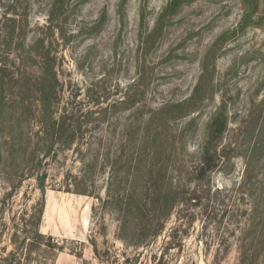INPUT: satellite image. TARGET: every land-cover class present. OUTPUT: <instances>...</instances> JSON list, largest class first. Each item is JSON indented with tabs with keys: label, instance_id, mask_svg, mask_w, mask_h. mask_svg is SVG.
Here are the masks:
<instances>
[{
	"label": "rangeland",
	"instance_id": "rangeland-1",
	"mask_svg": "<svg viewBox=\"0 0 264 264\" xmlns=\"http://www.w3.org/2000/svg\"><path fill=\"white\" fill-rule=\"evenodd\" d=\"M37 39L58 78L54 114L72 117L80 129L69 145L56 141L48 155H40L39 173H46L41 231L82 252L81 258L63 255L69 258L65 264H240L238 237L247 217L232 213L249 201L238 199L236 189L250 150L264 144V0H0V64L10 75L33 78L41 72L19 49L23 42L27 51ZM203 73L200 98H190ZM136 82L144 89L137 101L110 106ZM12 92L0 125V257L20 244L22 218L41 198L34 175L7 194L21 178V158L10 159L5 139L24 130V144L38 129L37 115L27 122L12 117L21 104ZM36 96L26 98L34 113ZM177 103L182 106H165ZM102 107L108 108L105 118ZM219 107L226 128L203 152L212 165L197 180L206 125ZM115 154L136 160L119 174L135 177L139 188L172 183L192 191L205 184L220 191L190 204L183 219L173 213L162 231L135 246L133 232L121 228L117 205L96 197H105ZM254 154L264 156L260 149ZM254 166L256 173L264 170L261 162ZM84 170L91 194L72 190ZM178 223L172 243L181 245L169 247L170 227ZM16 230L20 237L12 241ZM258 254L257 264H264V250Z\"/></svg>",
	"mask_w": 264,
	"mask_h": 264
},
{
	"label": "trees",
	"instance_id": "trees-1",
	"mask_svg": "<svg viewBox=\"0 0 264 264\" xmlns=\"http://www.w3.org/2000/svg\"><path fill=\"white\" fill-rule=\"evenodd\" d=\"M21 35V34H20ZM27 51L23 42H20V51L22 53L27 52L26 57L37 62L41 66V72L33 78L24 76L10 75L11 71L7 68L6 63L0 64V125L1 115L5 114V106L8 104V99H12L13 90L18 92L20 101L19 108L13 109L12 117L15 120L23 119L25 122L28 119L36 117V123L38 129L31 137L27 134V141L22 144L19 140L21 133H25L24 130H20L19 138L16 136L8 137L6 144L8 145V153L10 159L13 160V155L20 156V179L16 183L12 182L10 191L19 189L22 183V179L27 175H34L37 186L41 193L40 201L31 204L27 216L22 218V234L20 244L16 249L10 251L8 256L0 257V264L4 260L7 264H54L59 252L68 250L69 253L81 258L82 252L71 248H66L52 235H47L41 231V225L43 222V214L45 210V172L39 173L42 157L41 154L48 155L52 150V147L56 141H66L67 145L72 142L80 129L73 124V118L65 115L54 114V101L56 98V87L58 78L53 66V58L49 56L48 49L45 48L41 39H37L34 45L28 46ZM24 54L21 55L23 58ZM22 60V59H20ZM22 78L23 82H19ZM203 78L204 73L200 76V80L195 85L190 98L198 100L200 94L203 92ZM14 82L13 84H10ZM16 83V84H15ZM9 84V95H6L4 91V85ZM130 90L121 100H117L110 104V106L117 108L124 105H129L137 101L144 89L139 87V83L130 85ZM33 92L36 93L37 105L36 112L32 110L29 101L26 99ZM21 94V95H20ZM21 106V107H20ZM165 106L179 107L182 103L166 104ZM8 112V111H6ZM102 118H105L108 113L107 107L101 108ZM224 110L219 107L218 110L211 115L210 122L206 125V138L204 142V148L202 149L201 158L198 160V164L195 167L196 175L194 179L201 180L203 175L212 165V162L207 161V157L204 154L207 152V146L212 142L214 138H219L221 133L226 128V118L223 116ZM27 116V118H26ZM214 125H217L214 128ZM79 127V126H78ZM13 131V130H12ZM259 133L264 132V125L259 128ZM184 129L182 130V133ZM29 135V136H28ZM156 136L159 133L155 134ZM262 150L264 152V144L253 147L250 150V154L247 156L243 176L238 183L237 193L238 199L249 201V206L236 213H232L237 218V215H246L247 221L241 228L239 241H240V264H257L258 251L264 250V170L261 168L257 173L254 172V165L261 162L264 167V156L262 158H255V151ZM204 152V153H203ZM1 158V155H0ZM1 161V160H0ZM19 161L16 163L18 164ZM136 163L132 158L127 161L122 158V154H115L110 163L109 183L106 187L105 197L97 195L99 200H104L106 203H115L117 209L121 212V228L130 229L135 235V246L141 245L150 233L157 234L165 227V222L175 213L176 218L183 219L185 212L189 210V205H199L202 200H209L211 196L217 197L220 189L214 188L210 185H204L203 188L195 189L192 191L180 189L177 186L170 183L165 188H154L151 184L143 188L136 186L135 177L126 174L121 176L119 174L122 167L128 165L132 167ZM19 166V167H20ZM88 167V165H87ZM16 174V173H15ZM122 182L130 184L127 187H121ZM74 190L80 194H91L92 189L90 182H88L86 170L79 178H76L73 182ZM69 189V188H68ZM228 212V209L225 210ZM190 224L194 218L190 213ZM181 224L173 225L169 231V247L175 245H181L180 243L173 244L172 241L176 238L177 232ZM186 233V230H183ZM251 232L255 233L254 239L249 238ZM18 230L13 231L12 241L19 238ZM145 243V242H144ZM93 252L96 256H100V252L94 242ZM23 261V262H22Z\"/></svg>",
	"mask_w": 264,
	"mask_h": 264
},
{
	"label": "crops",
	"instance_id": "crops-1",
	"mask_svg": "<svg viewBox=\"0 0 264 264\" xmlns=\"http://www.w3.org/2000/svg\"><path fill=\"white\" fill-rule=\"evenodd\" d=\"M63 255H66L68 257H72V255H74V254H71V253L66 254V253H63V252H59L58 255H57V257H56V260H55V263L54 264H59L60 262H62L60 264H65V262L69 261L68 260L69 258H67L66 256H63ZM97 264H104V263L99 262Z\"/></svg>",
	"mask_w": 264,
	"mask_h": 264
}]
</instances>
